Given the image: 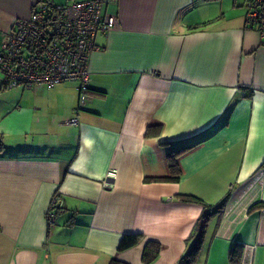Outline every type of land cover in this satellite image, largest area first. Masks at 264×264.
<instances>
[{
    "label": "crops",
    "instance_id": "crops-1",
    "mask_svg": "<svg viewBox=\"0 0 264 264\" xmlns=\"http://www.w3.org/2000/svg\"><path fill=\"white\" fill-rule=\"evenodd\" d=\"M34 1L0 0V43ZM105 10L120 28L96 36L83 108L75 82L8 88L0 77V264H146L147 241L160 244L149 264H177L205 213L194 264H230L234 245L240 264H264V45L244 0ZM182 148L174 182L166 155ZM126 233L141 239L117 251Z\"/></svg>",
    "mask_w": 264,
    "mask_h": 264
},
{
    "label": "built area",
    "instance_id": "built-area-1",
    "mask_svg": "<svg viewBox=\"0 0 264 264\" xmlns=\"http://www.w3.org/2000/svg\"><path fill=\"white\" fill-rule=\"evenodd\" d=\"M107 0L70 1L59 4L35 0L28 16L15 18L4 31L0 43V73L5 87H52L75 82L81 109L89 99L90 58L96 49L98 33L108 34L120 28L118 17L105 10ZM244 24L254 28L264 45V0H245ZM77 124L76 117L64 120ZM116 170H108L100 180L112 187ZM231 187V185H230ZM54 192L45 220L57 222L60 205ZM264 211V209H262Z\"/></svg>",
    "mask_w": 264,
    "mask_h": 264
},
{
    "label": "trees",
    "instance_id": "trees-1",
    "mask_svg": "<svg viewBox=\"0 0 264 264\" xmlns=\"http://www.w3.org/2000/svg\"><path fill=\"white\" fill-rule=\"evenodd\" d=\"M1 146V141H0ZM186 148L182 149H169L166 155L167 164L169 168V176L166 178L171 181H178L180 178V168L177 162L178 156L185 151ZM183 200L192 201V202H201L195 196L192 195H184L182 197ZM222 202L214 208V210L220 208ZM211 213H205L200 218L199 222L196 223L194 230L196 232L195 238L191 247L179 258L177 264H194L195 260L200 252V249L203 244V238L206 230V224L208 220V216ZM141 239V235L137 233H126L123 234L119 243L117 245V251L126 250L136 244L139 243ZM160 251V244L156 241H147L144 245L141 260L142 262L149 264L156 259L158 253ZM242 255V248L238 247V245H234L230 250V264H240V259ZM123 264V263H120Z\"/></svg>",
    "mask_w": 264,
    "mask_h": 264
},
{
    "label": "rangeland",
    "instance_id": "rangeland-1",
    "mask_svg": "<svg viewBox=\"0 0 264 264\" xmlns=\"http://www.w3.org/2000/svg\"><path fill=\"white\" fill-rule=\"evenodd\" d=\"M244 3H245V0H244ZM244 9H245V4H244ZM0 77L2 78V74L0 73Z\"/></svg>",
    "mask_w": 264,
    "mask_h": 264
}]
</instances>
